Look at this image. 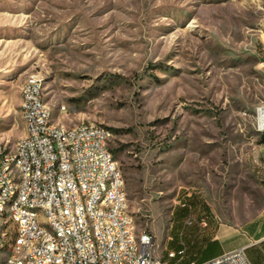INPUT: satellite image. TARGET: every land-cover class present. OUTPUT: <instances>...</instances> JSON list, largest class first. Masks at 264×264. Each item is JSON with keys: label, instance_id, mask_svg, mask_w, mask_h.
<instances>
[{"label": "rangeland", "instance_id": "374dc122", "mask_svg": "<svg viewBox=\"0 0 264 264\" xmlns=\"http://www.w3.org/2000/svg\"><path fill=\"white\" fill-rule=\"evenodd\" d=\"M31 75L55 123L109 130L135 232L170 264L190 263L168 257L184 202L234 226L264 206V0H0V148L11 152ZM7 228L0 259L16 239Z\"/></svg>", "mask_w": 264, "mask_h": 264}, {"label": "built area", "instance_id": "2783aa9c", "mask_svg": "<svg viewBox=\"0 0 264 264\" xmlns=\"http://www.w3.org/2000/svg\"><path fill=\"white\" fill-rule=\"evenodd\" d=\"M37 80L28 86L27 97L35 130L17 141L21 172L11 171L13 154H4L0 148V206L10 193L21 192L17 214L23 215L22 244L10 264H170L157 254L152 235H131L133 221L124 199L123 173L110 151L108 130L97 124L63 127L62 123L60 131L46 130L49 107L38 103ZM47 136H59L60 145L47 144ZM17 174L25 175L24 184H17ZM107 183H114V190H107ZM24 204L44 205L45 218L54 222L61 241L33 235L34 218L22 212ZM195 221L191 216L187 226ZM200 226L206 228L207 221ZM135 236H143V248H135ZM179 256L182 263L186 249L168 254L170 259ZM189 264L251 262L241 248Z\"/></svg>", "mask_w": 264, "mask_h": 264}, {"label": "crops", "instance_id": "0c3cea01", "mask_svg": "<svg viewBox=\"0 0 264 264\" xmlns=\"http://www.w3.org/2000/svg\"><path fill=\"white\" fill-rule=\"evenodd\" d=\"M21 101V98H20ZM256 148V170L264 192V133L260 136ZM203 212L194 216L196 221L187 226V220L179 223L175 233L176 251L186 249L189 262H204L225 253L245 248L251 264H264V206L251 219L239 226H234L218 216L209 204L203 206ZM206 220L208 226L202 228L200 222Z\"/></svg>", "mask_w": 264, "mask_h": 264}, {"label": "bare ground", "instance_id": "6f19581e", "mask_svg": "<svg viewBox=\"0 0 264 264\" xmlns=\"http://www.w3.org/2000/svg\"><path fill=\"white\" fill-rule=\"evenodd\" d=\"M35 78L37 80V92L40 96H38V103H45L44 100V86L43 81L39 78L38 75L29 76L23 86L21 87V101H20V112L22 119L25 124V135L22 138H26V135L33 134L35 130V120L34 116L29 112L28 109V86L35 85ZM46 104V103H45ZM47 105V104H46ZM79 125H95L93 123H85L82 122ZM78 126V125H76ZM257 126L260 131L264 129V106L258 108L257 110ZM63 127H66L63 125ZM45 128L46 130L60 131L61 125L57 124L52 119V114L50 108L48 109L47 115H45ZM109 131V130H108ZM108 135L109 132H108ZM47 144L52 146L60 145V137L59 136H47ZM4 154H13L10 155V168L12 172H21L22 166V156L21 154V146H17L14 152L9 151L6 147H3ZM119 172H121L119 168ZM25 175L17 174V184H24ZM124 184V179H123ZM125 186V185H124ZM107 190H114V183H107ZM21 199V192H13L10 193L8 197L4 200H1L0 206V251L3 252L6 250V241L7 236L3 237V233H6L8 230L7 226L10 223H14L16 225V239L13 240L10 252L6 257H1L0 264H10L12 261V256L14 252H17L20 249L22 244V230L21 225H23V215H18L17 210L19 207V202ZM124 199L126 200V194L124 192ZM22 212L27 214L28 217L34 218V228L33 235H41L44 234L46 237H52L54 241H61V234L57 233L56 226L54 222L51 221V218H45V206L44 205H36V204H24L22 205ZM40 213L43 214V218L40 217ZM129 218L133 221V225L131 228V235H137L135 232V224L134 220L129 214ZM147 234V233H141ZM135 248H143V236H135ZM3 260V261H2Z\"/></svg>", "mask_w": 264, "mask_h": 264}, {"label": "trees", "instance_id": "16d2710c", "mask_svg": "<svg viewBox=\"0 0 264 264\" xmlns=\"http://www.w3.org/2000/svg\"><path fill=\"white\" fill-rule=\"evenodd\" d=\"M190 201L191 200H189V202L188 201L184 202V203H186V206L181 205L180 209L177 210V212L174 214L175 215V225H174L173 230H175V232H176V228L178 227L179 223L182 222L183 220H186L187 218L189 219L190 214L193 213V211H194V204L192 201L190 203ZM176 222H177V224H176ZM171 247L176 250L175 237L173 238V241L171 243ZM177 252H179V250ZM186 252H187V250H186Z\"/></svg>", "mask_w": 264, "mask_h": 264}]
</instances>
